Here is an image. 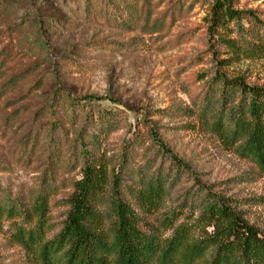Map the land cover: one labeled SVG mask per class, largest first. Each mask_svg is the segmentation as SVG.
Listing matches in <instances>:
<instances>
[{
  "label": "rangeland",
  "instance_id": "rangeland-1",
  "mask_svg": "<svg viewBox=\"0 0 264 264\" xmlns=\"http://www.w3.org/2000/svg\"><path fill=\"white\" fill-rule=\"evenodd\" d=\"M217 1L0 0V189L28 206L49 193L48 239L63 228L74 184L93 157L111 175L124 165L128 190L169 175L153 216L125 196L145 231L161 239L185 223L192 242L204 236L203 187L232 199L264 236V174L239 144L219 139L218 105L206 99L218 73L264 86V0H232L234 10L263 22L249 17L218 29L238 48L213 30ZM159 143L189 174L176 176ZM3 227L0 264H24Z\"/></svg>",
  "mask_w": 264,
  "mask_h": 264
},
{
  "label": "trees",
  "instance_id": "trees-1",
  "mask_svg": "<svg viewBox=\"0 0 264 264\" xmlns=\"http://www.w3.org/2000/svg\"><path fill=\"white\" fill-rule=\"evenodd\" d=\"M232 3L217 1L213 30L220 40L238 48L218 29L249 17L259 25L263 22L253 12L234 10ZM213 83V94L206 95L209 104L218 105L213 131L226 145L239 144L241 154L254 160L264 174V86L224 73H218ZM159 145L171 155L176 176L189 174L181 160L163 143ZM81 152L87 154L85 149ZM118 167L121 170L111 175L101 157L86 161L82 178L74 184L63 228L53 239L47 238L51 230L47 191L28 206L0 189V230L9 224L4 233L12 246L24 252V264H264V236L228 205L232 199L210 195L205 187L198 199L197 221L205 233L200 240L191 241L192 228L186 223L168 239L145 231L146 222L126 200V193L135 197L142 213L153 216L167 195L169 175L152 176L138 189L128 190L122 177L125 167Z\"/></svg>",
  "mask_w": 264,
  "mask_h": 264
}]
</instances>
